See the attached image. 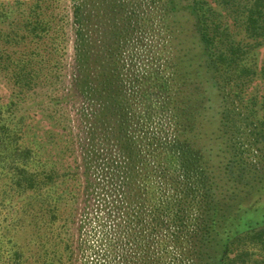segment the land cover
<instances>
[{
	"label": "trees",
	"instance_id": "16d2710c",
	"mask_svg": "<svg viewBox=\"0 0 264 264\" xmlns=\"http://www.w3.org/2000/svg\"><path fill=\"white\" fill-rule=\"evenodd\" d=\"M68 1L0 5V264H264V0Z\"/></svg>",
	"mask_w": 264,
	"mask_h": 264
},
{
	"label": "rangeland",
	"instance_id": "374dc122",
	"mask_svg": "<svg viewBox=\"0 0 264 264\" xmlns=\"http://www.w3.org/2000/svg\"><path fill=\"white\" fill-rule=\"evenodd\" d=\"M66 3L68 6H70L69 4V1L66 0ZM184 1L182 0V3L183 4ZM1 4H5V5H12V0H0V5ZM66 12L68 13L69 12V8L66 9ZM183 24L184 26H182V28L188 30L189 32V36L191 37V28L190 26H192L191 23L187 22V21H183ZM62 29H65L66 32H68V42H67V45H66V52H67V57H66V63L68 62V57H70L72 55V47H71V43L69 42V34H70V27L67 26L66 28H62ZM259 54H260V57L262 59V57H264V50H260L259 51ZM70 74H67L65 73L64 76L66 78H68ZM67 80V79H66ZM257 88H260L261 90L264 89V86L261 87V86H257ZM10 94V89L6 83V81L0 77V101L1 102H6L7 99H8V96ZM29 98V94L25 95L24 96V105L28 104V109L32 108L30 111H27L26 114H30L32 116V118H34V121L31 122L32 126H33V129L35 130V132L38 134V135H41V137H44V139H46L47 137V134H49V132L51 131V128L52 125L49 121L45 120L42 116L40 115H35V110L38 108V106L41 107L42 103H40V105H38L37 107H31V104H34L36 105L38 100H35V99H28ZM33 100V101H32ZM30 101H32V103L30 104ZM40 110V109H39ZM40 113V111H39ZM29 115V116H30ZM29 119L26 120V123L28 124L29 123ZM262 134V132H261ZM259 148L260 149V152H264V146L260 143L259 144ZM45 154L49 155V158L50 160H55V156H57V149L54 148V145L51 146L50 148V151L49 152H45ZM249 157L252 158V154H249ZM54 161H52L51 163H53ZM260 166L264 168V161L260 163ZM258 193H256L254 196H252L247 204H249V206H257V208H259L260 210L261 209H264V190L261 191V193L257 196ZM38 222V221H37ZM11 228L13 230H17V231H12L9 232L8 234L10 236H12L14 239V242L17 241L19 244L23 245L24 242H25V239L24 237L27 236L26 233L22 232L21 231V227L19 224H15V225H12ZM32 229V228H31ZM35 245H36V242H35ZM32 246L31 248L33 250L36 249L37 245L36 246ZM258 254V257L260 255V252L257 253ZM264 254V253H263ZM261 262L264 263V260L263 258H261Z\"/></svg>",
	"mask_w": 264,
	"mask_h": 264
}]
</instances>
